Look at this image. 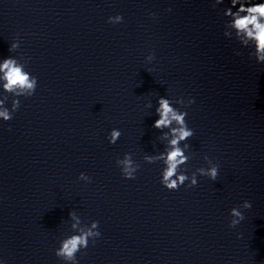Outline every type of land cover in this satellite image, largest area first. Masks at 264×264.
Instances as JSON below:
<instances>
[{
    "label": "clouds",
    "instance_id": "1",
    "mask_svg": "<svg viewBox=\"0 0 264 264\" xmlns=\"http://www.w3.org/2000/svg\"><path fill=\"white\" fill-rule=\"evenodd\" d=\"M223 3L224 0H214L212 7L215 8ZM223 15L228 17L224 25L225 29L232 30H225L223 35L231 38L234 33L237 41L245 47L251 42L257 64H264V0H230V6L223 10ZM121 21L122 16L120 15L109 17L108 20L109 23ZM17 47L19 45L13 43L10 45L9 51L11 52ZM235 55L239 56L241 53L235 52ZM153 59V54L146 57L149 62ZM37 86V77L26 71V66L18 62L15 57L9 56L0 60V90L13 97L11 110L4 107L7 97L0 99V120L7 122L13 119L14 113L21 106L18 98L33 96ZM173 103L168 98H158V106L155 109L158 119L154 121L152 127L160 131L161 134L158 139L164 144V149L157 154H146L143 157L144 161L148 164H162L160 183L169 191H178L182 186L188 188L197 186V175L206 176L210 180L216 181L219 165L213 163L206 155L204 159L209 165L207 168L200 167L190 176L186 174V169L183 166L191 159V154L187 151L189 144L186 141L194 136V130L188 126L187 112L174 107ZM175 103L187 107L194 103V100L190 98L185 102L180 98L175 100ZM146 106L152 107L150 102ZM121 135V131L114 128L110 131L107 139L110 144H115ZM116 165L120 168L125 179H135V174L140 167L133 160L131 153H125L123 158H117ZM78 179L91 182V178L84 173H81ZM251 207V202L247 200L239 207H233L229 213L231 217L229 228H235L245 219L241 209H250ZM69 215L75 221L71 225L74 234L66 236L60 241L59 247L55 250V255L64 264H78L77 253L88 248L90 239L95 242L101 236L98 231L99 222L92 221L88 225L84 224L75 212H70Z\"/></svg>",
    "mask_w": 264,
    "mask_h": 264
}]
</instances>
